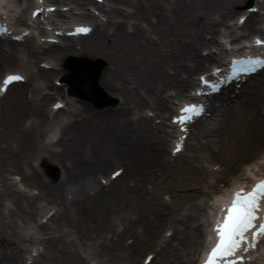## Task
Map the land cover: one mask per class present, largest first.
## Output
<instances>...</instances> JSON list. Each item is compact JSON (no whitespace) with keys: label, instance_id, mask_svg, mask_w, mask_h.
Wrapping results in <instances>:
<instances>
[{"label":"bare ground","instance_id":"obj_1","mask_svg":"<svg viewBox=\"0 0 264 264\" xmlns=\"http://www.w3.org/2000/svg\"><path fill=\"white\" fill-rule=\"evenodd\" d=\"M49 1L93 3L106 20L88 12L81 20L95 22L89 36L76 42L64 38V44L47 48L34 40H0V74L14 67L28 73L27 84H13L0 98V264H28L24 252L29 244L42 245L30 264H144L140 257L146 252L154 253L150 264H196L212 212L229 188L262 175L264 75L251 76L257 80H248L240 94L212 104V117L200 118L194 135L190 129L194 144L189 153L173 160L168 145L177 128L166 114L176 99L188 96L196 73L221 61L227 52L221 37L231 36L232 43L249 33L264 34L259 23L264 17L249 13L240 26L245 32L235 35L241 15L236 7L242 5L244 12L246 0ZM27 2L23 12L33 5ZM10 15L24 25L22 18ZM23 49L32 62L43 56L39 64L80 56L94 68L101 65L97 57L104 58L107 65L97 84L118 96L119 103L98 110L93 98L67 101L61 93L67 84L54 86L50 77L55 74L56 80L68 69L38 66L31 72L30 64L21 62ZM55 95L65 107L70 103L67 113V108H48ZM54 126L60 135L46 143ZM38 160L43 168L47 160L56 163L60 179L46 178L34 164ZM116 163L124 167L122 175L100 183L98 177ZM209 163L218 164V171ZM52 209L48 221H41ZM250 255L254 261L247 264H263L264 253Z\"/></svg>","mask_w":264,"mask_h":264},{"label":"snow or ice","instance_id":"obj_2","mask_svg":"<svg viewBox=\"0 0 264 264\" xmlns=\"http://www.w3.org/2000/svg\"><path fill=\"white\" fill-rule=\"evenodd\" d=\"M81 31H88V29H81ZM257 44L264 43V41L257 40ZM259 62V61H256ZM22 79L21 76L12 75L7 77V83H11L14 80ZM195 106H189L183 108L181 111L192 110ZM185 117L178 116V121H183ZM264 197V180L252 189L251 192L246 195L242 192L237 193L236 200L233 203L231 209L228 210V215L222 225H217V231L219 235V241L211 249L208 258L204 261V264H221L225 257L234 255L236 250L240 247L241 242L246 240L244 235L249 228L255 227L254 221L257 219L255 209L259 206L260 199ZM261 232H264V224H261L257 228L255 236H259ZM242 257H237L236 260H228L226 264H237L238 260H242Z\"/></svg>","mask_w":264,"mask_h":264},{"label":"rangeland","instance_id":"obj_3","mask_svg":"<svg viewBox=\"0 0 264 264\" xmlns=\"http://www.w3.org/2000/svg\"><path fill=\"white\" fill-rule=\"evenodd\" d=\"M256 2V1H255ZM241 6L242 5H237V7H236V9H237V11L239 12L240 10H241ZM236 17L234 16V17H232V19H230L229 21H230V23H233L236 19H235ZM251 36V35H250ZM76 41V40H75ZM21 48H25V45L24 46H22ZM20 57H21V62L24 64V63H26V64H30V68H31V70L33 71V72H36L37 71V68H38V65H39V60H41V59H43V56H40V57H38V59L35 61L34 60V62H32L31 61V58H30V55L26 52V49H25V53H21V55H20ZM46 57V56H45ZM96 60H99V61H101V63L103 64V68H102V70L103 69H105L106 68V65H107V61L104 59V58H102V57H97V59ZM62 62H60V64H61ZM14 68H17V67H14ZM102 70H101V72H102ZM55 75V74H54ZM54 75H52L51 77H50V83L51 84H53V82L54 81H52V78L54 77ZM264 75V72H263V74L261 73V75H259V76H257V79L259 78V77H262ZM196 76V75H195ZM60 78V77H59ZM257 79H253V82L254 81H256ZM67 88V87H66ZM102 88V87H101ZM103 89V88H102ZM104 90V89H103ZM104 92H105V94H106V96H107V99H108V105H106V106H104V107H96L95 105L93 106L95 109H98V110H102V109H104V108H114V107H116V105L119 103V101H120V98L118 97V96H116V95H114V94H111L110 92H107V91H105L104 90ZM231 93H226L225 95H223V96H227V95H230ZM235 93L233 92L232 93V95H234ZM75 99H77V100H79V101H81V102H86V100L85 99H81L80 97H71V98H69L68 100H69V102L70 101H75ZM54 100V98H51L50 100H49V103H48V108H51L52 107V104H51V102ZM67 113V112H66ZM212 116H209L208 118H211ZM157 120H160V118H158ZM58 133H59V131H58V128H57V126H54L52 129H50L48 132H47V135H46V137L44 138V141L47 143V142H49V141H51V139H53L55 136L57 137L58 136ZM55 137V138H56ZM190 144H194V140L193 139H189V145ZM189 153V149L188 148H186V150L183 152V155H187ZM47 162H48V164H49V166H45V168H47V169H45V168H43V167H41L42 165H41V162H40V160H38V161H34V163L35 164H38L40 167H41V171H42V173H43V175H45V177L46 178H50L51 180H53L54 182H56V181H58L59 179H60V176L62 175V172H61V168L56 164V163H54V162H52L51 160H47ZM211 164L212 163H209V167L212 169L213 168V170L215 171V170H217L218 169V164H215L213 167H211ZM250 165V163L249 164H247V165H245V167H247V166H249ZM115 166H118V165H111L110 166V168H109V170H111V168H114ZM48 169H49V171H48ZM108 170V171H109ZM130 183H132V181H129ZM166 197H167V199L169 198L168 197V195H166ZM132 239H128L127 241H131ZM261 250L262 251H264V243L262 244V248H261ZM27 253V252H26ZM144 254H146V253H142V255H141V257H140V262H142L143 261V256H144Z\"/></svg>","mask_w":264,"mask_h":264},{"label":"water","instance_id":"obj_4","mask_svg":"<svg viewBox=\"0 0 264 264\" xmlns=\"http://www.w3.org/2000/svg\"><path fill=\"white\" fill-rule=\"evenodd\" d=\"M97 68H98V70H100L101 69V66H98ZM95 82H96V76L92 77V79H89V80L86 79V82H85L86 85L83 86V89L86 92L90 93L91 91H93V89L91 87H93V85H95ZM92 98L93 99H96L97 98V95L94 93V91H93Z\"/></svg>","mask_w":264,"mask_h":264}]
</instances>
